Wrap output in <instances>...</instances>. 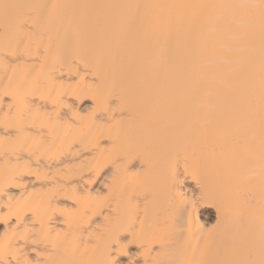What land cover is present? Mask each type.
Segmentation results:
<instances>
[{"label":"bare ground","instance_id":"6f19581e","mask_svg":"<svg viewBox=\"0 0 264 264\" xmlns=\"http://www.w3.org/2000/svg\"><path fill=\"white\" fill-rule=\"evenodd\" d=\"M0 264H264V0H0Z\"/></svg>","mask_w":264,"mask_h":264}]
</instances>
